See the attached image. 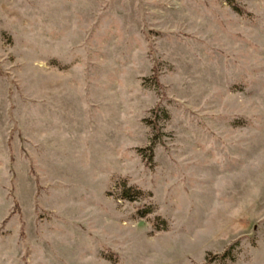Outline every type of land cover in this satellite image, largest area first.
I'll list each match as a JSON object with an SVG mask.
<instances>
[{"label":"rangeland","instance_id":"obj_1","mask_svg":"<svg viewBox=\"0 0 264 264\" xmlns=\"http://www.w3.org/2000/svg\"><path fill=\"white\" fill-rule=\"evenodd\" d=\"M0 264H264V0H0Z\"/></svg>","mask_w":264,"mask_h":264},{"label":"trees","instance_id":"obj_2","mask_svg":"<svg viewBox=\"0 0 264 264\" xmlns=\"http://www.w3.org/2000/svg\"><path fill=\"white\" fill-rule=\"evenodd\" d=\"M124 194H125L126 198H130L131 197L130 192H128V191H126Z\"/></svg>","mask_w":264,"mask_h":264}]
</instances>
